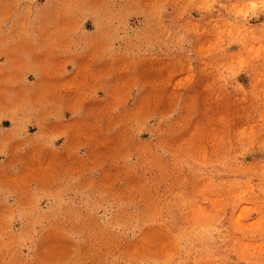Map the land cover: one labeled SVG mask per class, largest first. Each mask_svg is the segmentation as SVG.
Masks as SVG:
<instances>
[{
  "label": "rangeland",
  "instance_id": "374dc122",
  "mask_svg": "<svg viewBox=\"0 0 264 264\" xmlns=\"http://www.w3.org/2000/svg\"><path fill=\"white\" fill-rule=\"evenodd\" d=\"M0 264H264V0H0Z\"/></svg>",
  "mask_w": 264,
  "mask_h": 264
}]
</instances>
